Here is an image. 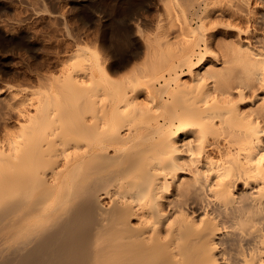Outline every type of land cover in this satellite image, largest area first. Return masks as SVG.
<instances>
[{"label":"bare ground","instance_id":"6f19581e","mask_svg":"<svg viewBox=\"0 0 264 264\" xmlns=\"http://www.w3.org/2000/svg\"><path fill=\"white\" fill-rule=\"evenodd\" d=\"M116 1L0 0V264H264V0Z\"/></svg>","mask_w":264,"mask_h":264},{"label":"rangeland","instance_id":"374dc122","mask_svg":"<svg viewBox=\"0 0 264 264\" xmlns=\"http://www.w3.org/2000/svg\"><path fill=\"white\" fill-rule=\"evenodd\" d=\"M99 1V2H98ZM104 1V2H103ZM98 2V3H97ZM105 3V4H103V3ZM66 2H63V4H61V5H59L58 7H59V10H61L60 11V13H62V16L67 20V18H68V22H71V23H73V24H69V25H72V26H76L77 24H79L80 22L77 20V18L76 17H74V15H73V13H72V7L70 6V4L68 3H66ZM95 3H97V4H103L104 6H106V7H108L109 9H111V11L112 10H114V8H116V10L114 11V12H116V11H119V10H121V9H123V6L121 5V4H119L116 0H95ZM108 3V4H107ZM116 5H120L119 7L117 6V7H114V6H116ZM63 6H64V8H63ZM66 6H67V8H66ZM68 6L69 7H71V8H68ZM110 6V7H109ZM114 8H113V7ZM40 8V7H39ZM113 8V9H112ZM119 8H121V9H119ZM62 9L63 10H65L66 9V12L68 13H64V11L62 12ZM67 9H68V11H67ZM113 12V11H112ZM40 14V13H39ZM38 14V15H39ZM64 14L66 15V17L64 16ZM72 14V15H71ZM40 16L42 17V18H40ZM39 17H37L36 18V20H34V21H36L35 22V24H33V22H32V24L34 25H32V24H30L31 26H30V29L33 31V33L34 32H36L37 34H35V40H36V42H39V44H41L40 46H41V51L39 52V57H38V59L36 58V57H34L33 58V56L32 55H30L29 54V52H27L26 51V49H25V51L24 50H22V52L21 53H24V54H21V53H18L17 55H15V54H12L11 52H8V54H6V53H1L0 54V56L2 55L3 57H4V55H5V58L4 59H6L7 61H8V63H10V65L8 64V67H9V70H11L10 72H12V74L10 75V74H8L7 76L6 75H4V74H2L1 73V75H0V84H2V85H0L1 87L2 86H4L6 89V92H12L11 94H13V95H15L16 93H18L22 88L21 87H24L25 85V87H27L28 86V88L29 89H32L31 91H33L34 89H35V91L38 89V86H39V84L37 85V77H36V74H35V72L37 71H41V67H43V69H42V71L41 72H45V73H47V74H49V70H50V73L52 72H55L58 68H57V66L55 67V60H56V58H53V56L55 57V51L54 50H56V47H57V45H55V43L57 44V42L54 40V39H52V42H51V40H49V39H51L50 37H48V35H45L46 36V38H45V36L44 35H42L43 33H41V31H39L40 29H42V30H48V26L50 25V20H48L49 18V16L50 15H48V14H45V13H41V15H40ZM43 16H45V17H43ZM72 16V17H71ZM51 17V16H50ZM72 18V20L70 21V19ZM42 19H44V20H42L43 22H44V26H42L41 24L43 23L41 20ZM46 19V20H45ZM51 19V18H50ZM76 19V20H75ZM41 21V22H39V21ZM48 20V21H47ZM52 20V19H51ZM75 21H76V23H75ZM78 21V22H77ZM37 22H39V24L38 25H36V23ZM48 22V23H47ZM49 24V25H48ZM36 25V26H35ZM40 25V26H39ZM39 26V27H38ZM78 26V25H77ZM33 27H34V30H33ZM36 27V28H35ZM48 27V28H47ZM36 29H38V30H36ZM45 30V31H46ZM39 31V32H38ZM41 36H40V35ZM37 35H39L38 37H37ZM44 36V37H43ZM40 40H39V39ZM41 39H43V40H41ZM45 40V41H44ZM48 41V42H47ZM87 41H88V39H87ZM41 42V43H40ZM46 43L45 45H43L42 43ZM49 43V44H48ZM51 44V46H53V48L54 49H52V47L51 46H49ZM64 43H62L61 44V47H62V49H64L65 50V46L67 45L66 43V45L64 44ZM47 45V46H46ZM55 45V46H54ZM43 46V47H42ZM47 51H45V50ZM48 49V50H47ZM52 49V50H51ZM50 50V51H49ZM24 51V52H23ZM42 51H44V55H43V52ZM28 53L27 55H26V53ZM42 52V53H41ZM48 52H50L49 54H48ZM46 53V54H45ZM52 53L54 54V55H52ZM4 54V55H3ZM22 55V57H19V56H21ZM42 54V55H41ZM48 54V55H47ZM6 55H8L7 57H6ZM9 55H10V57H9ZM46 55V56H45ZM52 55V56H51ZM15 56V57H14ZM30 56V57H29ZM31 56H32V58H31ZM43 56H45V58L43 57V59H45V62H43V60H42V57ZM48 56H50V57H48ZM23 57H26V59L24 58L23 59ZM47 57H48V59H47ZM1 58V57H0ZM40 58V59H39ZM49 58H50V61H47L46 62V60H49ZM53 58V59H52ZM10 59V60H9ZM30 59H32V62H30L31 60ZM37 59V60H36ZM53 61H52V60ZM1 60V59H0ZM26 60V61H25ZM39 60V61H38ZM40 60H41V62H40ZM10 61H12V62H10ZM25 62V63H24ZM28 62H29V65H27L28 64ZM49 62H50V64H49ZM40 63H42V64H40ZM44 63V64H43ZM51 63H54V65L53 66H51ZM12 64V65H11ZM25 64V65H24ZM38 64H39V66H38ZM34 66L33 68H32V66ZM40 65H42V66H40ZM43 65H45L46 67L44 68V66ZM39 68H37V67ZM14 67V68H13ZM50 69H49V68ZM53 67V68H52ZM12 68V69H11ZM28 68V69H27ZM46 68H48V69H46ZM26 69V70H25ZM35 71H34V70ZM37 69V70H36ZM56 69V70H55ZM15 70V71H14ZM29 70V71H28ZM32 70V71H31ZM48 70V71H47ZM53 70V71H52ZM27 71V72H26ZM30 71H31V73H30ZM47 71V72H46ZM34 72V73H33ZM36 72V73H37ZM28 73H30V74H28ZM31 75V76H30ZM36 77V78H35ZM34 79H36L35 81H34ZM29 82V83H28ZM28 85H27V84ZM34 83H36V84H34ZM39 83V82H38ZM20 84H23L24 86H22V85H20ZM30 84V85H29ZM20 85V86H19ZM32 85V86H31ZM7 86H9L10 87V89H8L7 88ZM33 86L35 87L34 89H33ZM37 86V87H36ZM21 89H20V88ZM37 88V89H36ZM12 89V90H11ZM9 90V91H8ZM11 90V91H10ZM19 90V91H18Z\"/></svg>","mask_w":264,"mask_h":264}]
</instances>
